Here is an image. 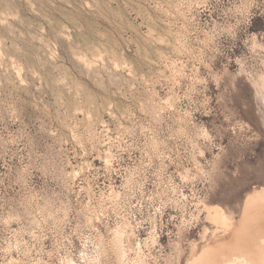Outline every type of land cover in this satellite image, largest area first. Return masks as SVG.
I'll return each instance as SVG.
<instances>
[{"label":"rangeland","instance_id":"374dc122","mask_svg":"<svg viewBox=\"0 0 264 264\" xmlns=\"http://www.w3.org/2000/svg\"><path fill=\"white\" fill-rule=\"evenodd\" d=\"M263 91L264 0H0V264L260 256Z\"/></svg>","mask_w":264,"mask_h":264},{"label":"bare ground","instance_id":"6f19581e","mask_svg":"<svg viewBox=\"0 0 264 264\" xmlns=\"http://www.w3.org/2000/svg\"><path fill=\"white\" fill-rule=\"evenodd\" d=\"M261 100H262L261 102H262V104L264 106V93H263V97H262ZM263 194L264 193H261L260 191L257 192V193H255V196L253 195L254 197H251L252 199L249 200V203H251L254 199H261V198H263L262 197ZM262 239H264V237ZM261 242H262L261 250L263 249V251H262L263 254H261L260 252H254L255 254L256 253L257 254L260 253V256H258V255L253 256V255H248V254L247 255H242L241 254V256L234 257L231 260H228L227 259L228 261H224V263H222V264H264V240L261 241ZM259 245H260V243L258 244V246ZM259 250H260V247H259ZM205 255L202 254L201 256L193 257L191 260H188V262L186 264H210L208 262L207 258L205 257Z\"/></svg>","mask_w":264,"mask_h":264}]
</instances>
